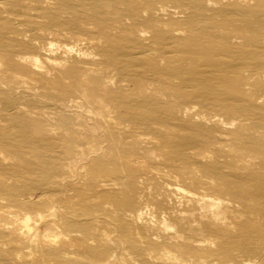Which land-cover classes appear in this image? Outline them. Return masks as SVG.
<instances>
[{"label": "bare ground", "instance_id": "1", "mask_svg": "<svg viewBox=\"0 0 264 264\" xmlns=\"http://www.w3.org/2000/svg\"><path fill=\"white\" fill-rule=\"evenodd\" d=\"M30 1L0 0V136L64 155L78 149L80 171L101 165L104 176L93 182L92 168L79 194L126 188L129 204L107 201L125 232L121 249L109 250L87 243L94 218H65L55 169L35 173L47 210L31 189L0 181V199L22 204L21 219L49 220L42 231L28 226V244L0 221V264H49L47 255L74 264H264V208L254 205L264 206V0H56L51 14L49 0H32L42 12L15 17ZM103 6L117 17L86 20ZM63 8L69 18L58 22ZM87 213L84 204L72 214Z\"/></svg>", "mask_w": 264, "mask_h": 264}, {"label": "rangeland", "instance_id": "2", "mask_svg": "<svg viewBox=\"0 0 264 264\" xmlns=\"http://www.w3.org/2000/svg\"><path fill=\"white\" fill-rule=\"evenodd\" d=\"M50 4H48L46 7H50L47 9L48 13H54L56 9V0H49ZM25 4V1L23 2ZM36 2L30 1V7L28 9L19 7L14 10L15 17H18V19H27L28 14L32 13H41L42 11L35 8ZM34 7V8H33ZM45 10V9H44ZM66 9H60L56 16V19L58 22L66 21L69 18L68 12H66ZM88 11V10H87ZM104 11H106L104 13ZM115 9L111 7H99L96 8V13L98 14L96 17H92V14L87 13L86 14V20L97 22L101 25H105L111 17H117L115 13ZM90 12V10H89ZM54 21V19H53ZM47 37H51V34H48ZM56 37V36H54ZM47 38V39H48ZM47 41V40H46ZM83 116H86L85 113H83ZM36 138H43L45 134H35L33 135ZM21 137H15V136H9V135H3L0 136V140L12 143L15 146L11 147H5L0 145V157L4 158L0 161V181L6 182L10 185H17L20 188H29L32 190V196L34 199L38 200L43 206L41 207L42 210L46 209V202L49 199V196L46 194L45 190L43 188H40L37 184H34V179L36 171H45L48 168L54 170L57 174H59L61 178H58V181L54 184V187L61 190L62 193L59 195H54L55 203L62 204L64 207L60 208L61 212H64L66 219H84L86 216H90L91 218H94L96 221L93 224L95 226V230H93V238L89 239L87 243L94 244L96 242H102L104 247L109 250H117L121 249V247L124 245V243H121L122 240L125 238L121 237V234H125L124 231H122L120 228H118V225L120 224V221L118 220L117 215H115V212L113 211L114 208L110 207L107 203L108 200H113L117 202H121L124 204H129V190L124 188L121 189L120 192H117L116 194H110V195H98L100 192L99 190L95 189V186L93 187H87L85 189V192L83 195L79 194V190L83 189V185L86 181H90L89 178L91 177V169L94 168L96 172V176L93 179V182L99 181V179H103L104 176H102L101 165L99 166V169H96L94 167H86L83 170L80 171V161L76 160V156L74 155V150L78 149H72L70 147L68 149L69 155L63 154V149L58 147L57 145L52 146L50 149H44L42 147H35L30 148L24 145H21ZM82 146L80 147L83 149H86L88 138L87 136H82L78 138ZM81 149V150H83ZM71 150H73L71 153ZM80 153L79 151H76ZM49 163V164H47ZM116 170H118L119 175L123 174V171L118 167L115 166ZM128 170V169H127ZM77 171V172H76ZM130 171V170H128ZM14 173H19L22 176L20 178L14 176ZM73 173V174H72ZM90 173V174H89ZM65 181V182H64ZM120 181V180H116ZM5 204V206L3 205ZM86 205L87 211L89 213L76 217V215H73V210L75 208ZM257 207L259 206V210L261 211L262 208H264L263 205H261L259 202L258 204H254ZM72 206V207H71ZM67 207V208H66ZM94 207L98 208V211H93ZM22 204H19L15 201H8V199L1 200L0 199V221L3 224H7L8 226H14L18 228V232H22L20 234L21 241H25V243L28 244V240L31 236L27 234L28 226L37 227L39 226L38 231H42V229H46V224L48 223L47 217L44 218L42 221H40L38 224L31 219H28V221H24L21 219L22 216ZM263 210V209H262ZM18 213V214H16ZM22 227H20L21 225ZM103 226L106 230V236H102L99 234V231L97 228ZM74 228H79V231L84 233L82 231V228L80 225L74 223ZM20 228V229H19ZM38 237H32L37 242L39 241L42 247H45L48 243V238L44 235L38 233ZM84 235V234H83ZM86 243V242H85ZM85 245V244H84ZM70 247L68 250H70ZM81 250L82 247H79ZM91 256H87L86 260H91ZM65 260L46 256L43 260L46 263L49 264H64L63 261L69 260L72 264H74L75 260L74 258H63ZM95 259V258H93ZM138 261L141 263L143 262V259L137 258Z\"/></svg>", "mask_w": 264, "mask_h": 264}]
</instances>
